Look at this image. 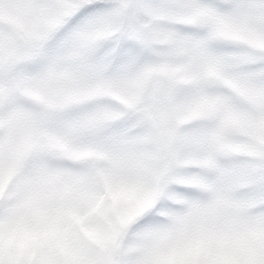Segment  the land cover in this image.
Here are the masks:
<instances>
[{
	"label": "snow or ice",
	"instance_id": "snow-or-ice-1",
	"mask_svg": "<svg viewBox=\"0 0 264 264\" xmlns=\"http://www.w3.org/2000/svg\"><path fill=\"white\" fill-rule=\"evenodd\" d=\"M0 264H264V0H0Z\"/></svg>",
	"mask_w": 264,
	"mask_h": 264
}]
</instances>
